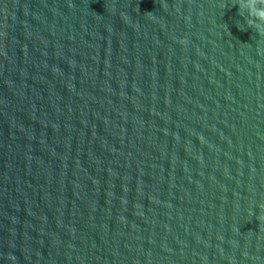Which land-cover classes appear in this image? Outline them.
I'll return each instance as SVG.
<instances>
[{"label":"water","instance_id":"obj_1","mask_svg":"<svg viewBox=\"0 0 264 264\" xmlns=\"http://www.w3.org/2000/svg\"><path fill=\"white\" fill-rule=\"evenodd\" d=\"M0 264H264V0H0Z\"/></svg>","mask_w":264,"mask_h":264}]
</instances>
